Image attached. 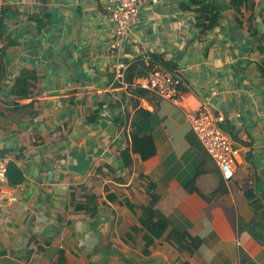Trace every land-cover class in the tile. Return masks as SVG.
I'll use <instances>...</instances> for the list:
<instances>
[{
  "label": "crops",
  "instance_id": "crops-1",
  "mask_svg": "<svg viewBox=\"0 0 264 264\" xmlns=\"http://www.w3.org/2000/svg\"><path fill=\"white\" fill-rule=\"evenodd\" d=\"M233 1L206 0L212 23L187 0L140 4L118 56L177 71L172 103L112 80L104 0H3L0 155L15 200L0 207V264H264V0ZM128 98L156 116L155 152L130 154V169L119 164ZM204 109L243 151L226 182L189 128L187 113ZM148 183L170 226L200 240L192 253L165 233L144 241ZM89 197L93 215L73 210Z\"/></svg>",
  "mask_w": 264,
  "mask_h": 264
},
{
  "label": "built area",
  "instance_id": "built-area-1",
  "mask_svg": "<svg viewBox=\"0 0 264 264\" xmlns=\"http://www.w3.org/2000/svg\"><path fill=\"white\" fill-rule=\"evenodd\" d=\"M2 2L3 0H0V11ZM158 2L159 0H104V10L109 14L114 29L113 38L108 44V50L115 55L112 80L119 88H139L152 93L159 99L177 103L180 97L178 87L182 84L177 71L154 66L145 76L136 77L128 84L124 80L127 64L118 56L129 33L131 20L136 17L140 4L155 5ZM143 61L147 65L149 58L144 57ZM187 120L191 132L216 165L222 180L228 181L233 176L234 165L242 148L219 128L223 117L204 109L197 113H187ZM7 163L8 157L0 155V207L4 202L15 200L14 196L6 195L3 188L6 181Z\"/></svg>",
  "mask_w": 264,
  "mask_h": 264
},
{
  "label": "trees",
  "instance_id": "trees-1",
  "mask_svg": "<svg viewBox=\"0 0 264 264\" xmlns=\"http://www.w3.org/2000/svg\"><path fill=\"white\" fill-rule=\"evenodd\" d=\"M243 2L244 1L242 0V3ZM187 3L196 4V5L201 4V6L198 7L199 19L204 16L205 21L212 23V20L215 17V15L211 13L212 12L211 9L206 8V0H187ZM200 14L203 16H201ZM153 62H149L147 65H145L143 64L142 61L136 60L133 63L129 64L125 70L124 80L128 84H130L134 78L145 76L146 73L150 71L152 67H154L152 66ZM157 64L158 63L156 62V66H161L171 71L173 70L170 69V67L167 66L165 63L161 62L160 64L158 65ZM260 75L263 76L264 78V69H260ZM19 79L20 78H17L15 80V86H18L20 84ZM180 86L178 87L179 92L181 91ZM132 90H134V92L136 93L142 91L139 88H133V87ZM130 100L131 99L128 98V101L126 103L128 108L125 111L126 112L125 118L129 116V122H128L129 142L119 152V164L121 167H125L127 169H130L132 165L130 154L136 153L138 154L140 160H145L146 158L152 156L155 152L150 133H151V128L155 124L156 116L152 110L147 111L146 109L140 107L139 103L136 100H132V104H130ZM130 111L131 114L129 115ZM204 152L209 157V155L206 153L205 150ZM201 172L202 171L200 167H198L195 177H193L184 186V189L186 191L188 192L196 191L193 184L196 176L201 174ZM218 177H220L219 179L222 182L220 173ZM147 186L148 189L146 191V194L148 200L146 204H142L139 206L140 214L138 216V221L140 226L146 230V232L143 235L146 244H149L152 241V239L158 238L163 233H165L164 240L167 243H169V245H171V247H173L176 251L192 253L195 250V248L199 245L200 240L196 237L190 236L189 234H187L186 231H180L177 228L170 226L167 218L164 217L155 208L157 197L156 195L151 193L152 185L148 183ZM247 193H249V191H247ZM88 205L90 206V208L88 207ZM72 206H73V210H84L86 212H89V214L91 215H93L96 212V202L93 199V197L86 198L84 201H77L73 203ZM128 207H130V205H128ZM169 226L170 228H168ZM181 264H188V262L183 261L181 262Z\"/></svg>",
  "mask_w": 264,
  "mask_h": 264
},
{
  "label": "water",
  "instance_id": "water-1",
  "mask_svg": "<svg viewBox=\"0 0 264 264\" xmlns=\"http://www.w3.org/2000/svg\"><path fill=\"white\" fill-rule=\"evenodd\" d=\"M180 56H181L180 54H177L176 56L172 57V59L175 60V61H177V60L179 59ZM248 184H251V183L248 182ZM254 186H255V189H256V190H260V187H261V186H260L259 182L255 183Z\"/></svg>",
  "mask_w": 264,
  "mask_h": 264
},
{
  "label": "rangeland",
  "instance_id": "rangeland-1",
  "mask_svg": "<svg viewBox=\"0 0 264 264\" xmlns=\"http://www.w3.org/2000/svg\"><path fill=\"white\" fill-rule=\"evenodd\" d=\"M132 21V20H131ZM130 25H131V23H130ZM130 28V27H129ZM168 64H171V61H168ZM230 131V133H232V134H234V131H231V130H229ZM147 203V202H146Z\"/></svg>",
  "mask_w": 264,
  "mask_h": 264
}]
</instances>
